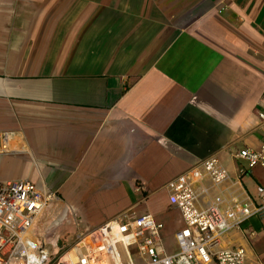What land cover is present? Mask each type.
Masks as SVG:
<instances>
[{
    "label": "crops",
    "instance_id": "obj_1",
    "mask_svg": "<svg viewBox=\"0 0 264 264\" xmlns=\"http://www.w3.org/2000/svg\"><path fill=\"white\" fill-rule=\"evenodd\" d=\"M258 113L264 0H0V183L58 195L37 242L47 220L90 230L150 214L174 254L183 223L166 185L210 158L228 178L197 182V207L254 210L264 168L235 154L259 149ZM234 248L264 264V208L214 251Z\"/></svg>",
    "mask_w": 264,
    "mask_h": 264
},
{
    "label": "built area",
    "instance_id": "obj_2",
    "mask_svg": "<svg viewBox=\"0 0 264 264\" xmlns=\"http://www.w3.org/2000/svg\"><path fill=\"white\" fill-rule=\"evenodd\" d=\"M261 138L258 150L236 152L250 170L264 168V113H258ZM9 151V139L0 133V155ZM228 178L216 158L199 163L166 185L168 202L180 214L183 228L176 233L178 250L165 253L163 225L150 214L124 213L77 240L73 258L50 253L30 237L37 218L55 201L53 192L41 191L29 181L0 183V264H245L242 248L214 251L220 238L264 208V188L257 189L262 204L254 210L234 203L227 214L219 203L197 207V182L208 179L219 186ZM255 233H250L254 236Z\"/></svg>",
    "mask_w": 264,
    "mask_h": 264
},
{
    "label": "rangeland",
    "instance_id": "obj_3",
    "mask_svg": "<svg viewBox=\"0 0 264 264\" xmlns=\"http://www.w3.org/2000/svg\"><path fill=\"white\" fill-rule=\"evenodd\" d=\"M56 196L58 198V195ZM62 197L65 200L64 195ZM45 227L43 232L40 234L37 233L39 236V243L50 253H58V256L66 255V258L74 257L75 251L73 249L76 246L78 238L88 231L84 230L77 221L60 226L57 220H53L49 223L47 220Z\"/></svg>",
    "mask_w": 264,
    "mask_h": 264
},
{
    "label": "bare ground",
    "instance_id": "obj_4",
    "mask_svg": "<svg viewBox=\"0 0 264 264\" xmlns=\"http://www.w3.org/2000/svg\"><path fill=\"white\" fill-rule=\"evenodd\" d=\"M72 256V255H71Z\"/></svg>",
    "mask_w": 264,
    "mask_h": 264
}]
</instances>
